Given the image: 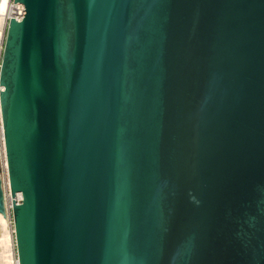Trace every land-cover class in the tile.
<instances>
[{
    "label": "water",
    "instance_id": "95a60500",
    "mask_svg": "<svg viewBox=\"0 0 264 264\" xmlns=\"http://www.w3.org/2000/svg\"><path fill=\"white\" fill-rule=\"evenodd\" d=\"M16 2L18 264H264V0Z\"/></svg>",
    "mask_w": 264,
    "mask_h": 264
},
{
    "label": "built area",
    "instance_id": "2783aa9c",
    "mask_svg": "<svg viewBox=\"0 0 264 264\" xmlns=\"http://www.w3.org/2000/svg\"><path fill=\"white\" fill-rule=\"evenodd\" d=\"M13 3H14V0H7L6 11L4 12V14H2L3 18H2L1 28H3V25H4V29H3V33L0 36V62H1V55H2V51L4 47L6 29H7L9 20L11 19V16H14V19H16L17 21H20L23 18L24 13H25V10H24L25 8L22 3L16 2L15 5ZM3 21H5V24L3 23ZM2 89H3V86L0 85V90ZM2 162L5 165L3 170L6 175V179H7L6 155H5V148H4V142H3L2 123H1V117H0V164H2ZM2 189H3V194H4L5 212L9 213V215L11 216L12 199L16 203H20L22 200V196L18 195L20 192H16L13 197L11 196L8 180L6 184L2 182ZM12 225H13V222H12ZM15 256L17 258L16 253H15Z\"/></svg>",
    "mask_w": 264,
    "mask_h": 264
},
{
    "label": "bare ground",
    "instance_id": "6f19581e",
    "mask_svg": "<svg viewBox=\"0 0 264 264\" xmlns=\"http://www.w3.org/2000/svg\"><path fill=\"white\" fill-rule=\"evenodd\" d=\"M7 0H0V36L3 33L2 24V14L6 11ZM5 24V21H3ZM3 169L4 163L2 162ZM4 175V174H3ZM0 175L2 182L6 184L7 179L5 175ZM21 196V194H18ZM15 241H14V228L12 225V218L9 213L0 212V264H18V259L15 256Z\"/></svg>",
    "mask_w": 264,
    "mask_h": 264
},
{
    "label": "rangeland",
    "instance_id": "374dc122",
    "mask_svg": "<svg viewBox=\"0 0 264 264\" xmlns=\"http://www.w3.org/2000/svg\"><path fill=\"white\" fill-rule=\"evenodd\" d=\"M3 174L5 175L4 170H3V165L0 164V175H3ZM5 178H6V175H5Z\"/></svg>",
    "mask_w": 264,
    "mask_h": 264
}]
</instances>
